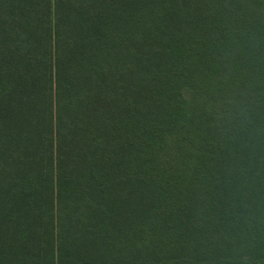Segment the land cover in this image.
I'll use <instances>...</instances> for the list:
<instances>
[{
	"label": "trees",
	"instance_id": "obj_1",
	"mask_svg": "<svg viewBox=\"0 0 264 264\" xmlns=\"http://www.w3.org/2000/svg\"><path fill=\"white\" fill-rule=\"evenodd\" d=\"M0 264H264V0H0Z\"/></svg>",
	"mask_w": 264,
	"mask_h": 264
}]
</instances>
